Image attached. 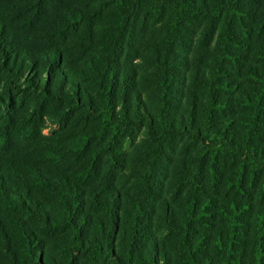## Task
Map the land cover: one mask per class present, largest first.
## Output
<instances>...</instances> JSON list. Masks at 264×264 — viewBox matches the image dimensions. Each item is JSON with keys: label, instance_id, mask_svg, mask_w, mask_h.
Returning <instances> with one entry per match:
<instances>
[{"label": "trees", "instance_id": "obj_1", "mask_svg": "<svg viewBox=\"0 0 264 264\" xmlns=\"http://www.w3.org/2000/svg\"><path fill=\"white\" fill-rule=\"evenodd\" d=\"M0 264H264V0H0Z\"/></svg>", "mask_w": 264, "mask_h": 264}, {"label": "rangeland", "instance_id": "obj_2", "mask_svg": "<svg viewBox=\"0 0 264 264\" xmlns=\"http://www.w3.org/2000/svg\"><path fill=\"white\" fill-rule=\"evenodd\" d=\"M51 131V128H48L47 130H46V133H49Z\"/></svg>", "mask_w": 264, "mask_h": 264}]
</instances>
